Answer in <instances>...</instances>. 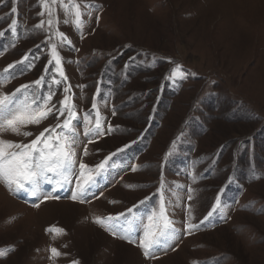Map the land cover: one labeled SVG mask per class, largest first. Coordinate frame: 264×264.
<instances>
[{
    "label": "rangeland",
    "instance_id": "obj_1",
    "mask_svg": "<svg viewBox=\"0 0 264 264\" xmlns=\"http://www.w3.org/2000/svg\"><path fill=\"white\" fill-rule=\"evenodd\" d=\"M45 3L55 9L51 28ZM75 3L84 13L78 30L59 0H0V73L15 65L0 94L23 85L47 93V84L33 82L51 80L45 69L54 68L57 44L66 80L52 85V102L59 107L70 89L76 174L83 162L95 180L86 203L71 199L75 179L42 183L39 200L0 183V264H264V0ZM25 56L32 67L21 73ZM177 65L187 75L173 81ZM94 97L104 134L88 143L84 117ZM55 116L23 129L28 137L0 138L28 143L55 127ZM162 202L175 233L146 258L138 242L148 217L163 223ZM97 217L113 218L106 225L129 229L137 243ZM53 247L61 255L49 259Z\"/></svg>",
    "mask_w": 264,
    "mask_h": 264
},
{
    "label": "snow or ice",
    "instance_id": "obj_2",
    "mask_svg": "<svg viewBox=\"0 0 264 264\" xmlns=\"http://www.w3.org/2000/svg\"><path fill=\"white\" fill-rule=\"evenodd\" d=\"M61 7L67 15L73 16V26L78 30L83 27V20L81 17L84 13L81 11L80 6L75 3V0H68L67 4H64V0H59ZM51 3L55 5L57 0H51ZM49 8V28L53 25V12L54 8L44 5ZM89 7L85 5V8ZM16 9L13 8L12 12ZM44 13L41 12L40 15ZM69 21H64L67 24ZM17 21L12 20L10 30L15 32ZM44 22L36 25L37 28H42ZM59 47L64 46L66 37L60 34ZM49 64L55 61L54 68L49 69L46 66L45 72L52 71L54 74L50 81L45 77L33 82L34 85L42 87L48 85L47 93H37L32 85H23L22 88L16 89L15 93L10 95L0 94V136L5 133L28 137L32 135L31 132L23 131L29 125H38L43 120L47 119L49 115L56 113V120L58 123L55 127H49L44 129L35 139L28 143L14 142L0 138V183H4L8 187L9 191L15 195L17 192L23 191L31 197L40 199L38 194L42 183L55 182L58 187H63L64 184L71 182L72 179L76 181V190L72 192L71 199L73 201H79L81 203L88 202L86 197L92 186L95 184V180L89 175L88 166L80 162L79 174H76V147L79 145V133L76 131L77 125L73 121L77 120L76 111L74 105L70 103V97L67 95L69 88H65L64 99L59 102V107L53 103V97L56 92L53 90L52 85L59 86L66 80L63 75V61L57 51V44L51 46ZM27 57L25 56L21 61L17 62L24 65L20 69L21 73L32 67L31 64H25ZM15 65H9L3 73H0V79L13 78L14 73H10L9 69H14ZM7 74V76H5ZM180 66L177 65L171 70L169 79L176 81L186 78ZM59 76V79H57ZM22 89L28 91H22ZM19 94V95H18ZM115 114V112H113ZM93 115L95 120L93 122ZM64 117L63 121L60 118ZM103 119L98 111L96 98H93L92 110L84 117V136L88 143H92L94 138L103 135ZM111 132V128H109ZM127 147V146H126ZM123 151V149L119 150ZM85 154H87V147L85 146ZM105 162H102L97 166L98 169H103ZM135 170V168L133 169ZM164 185L161 184V188L158 190L163 193ZM44 199L53 198L50 193L44 194ZM59 198V197H55ZM191 198V197H189ZM33 207H38L36 203L32 204ZM131 211V209L129 210ZM216 209L209 212L205 219H209L215 214ZM160 218L162 224L153 223V217H148L150 223L145 228L143 237L139 239L138 247L141 248L146 258L154 257V253L158 249H163L167 240L171 239L175 233V229L172 228L173 222L166 216V205L161 203ZM113 218H101L94 219V223L105 227L106 231H109L112 235H119L120 239H125L129 243H137L136 238L128 234L129 229L123 228L118 224L107 226L106 221H110ZM203 223V221H202ZM198 227L197 225H191V228ZM49 231H52L51 229ZM57 233H63L62 229H55ZM123 232V235L120 233ZM51 256L49 259L59 257L61 253L56 248L50 249ZM76 264V262H73Z\"/></svg>",
    "mask_w": 264,
    "mask_h": 264
}]
</instances>
